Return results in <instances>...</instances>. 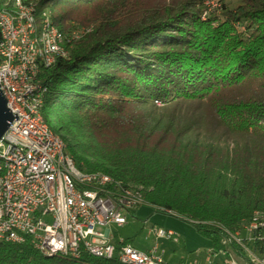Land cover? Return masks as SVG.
I'll list each match as a JSON object with an SVG mask.
<instances>
[{"label": "trees", "instance_id": "obj_1", "mask_svg": "<svg viewBox=\"0 0 264 264\" xmlns=\"http://www.w3.org/2000/svg\"><path fill=\"white\" fill-rule=\"evenodd\" d=\"M223 1L202 19L204 0H37L62 32L88 29L38 79L41 116L78 169L227 257L223 228L264 216V0ZM0 264L122 263L0 242Z\"/></svg>", "mask_w": 264, "mask_h": 264}, {"label": "built area", "instance_id": "obj_2", "mask_svg": "<svg viewBox=\"0 0 264 264\" xmlns=\"http://www.w3.org/2000/svg\"><path fill=\"white\" fill-rule=\"evenodd\" d=\"M217 3L205 2L203 19L219 7ZM25 18L23 6L11 4V0L0 3V80L7 81V88H0V92L13 114L0 138V153L11 159L5 176L0 177V239L33 242L44 250L84 252V248H92L141 264H168L159 254L157 243L148 251L122 244V239L117 240L120 244L113 243L115 234L110 226H123L129 211L141 205L142 196L130 199L129 192L118 191L113 183L76 169L65 161L45 132L35 108L36 97L28 94L27 78L31 77L22 73ZM19 100L29 102L32 115H22ZM6 224H14V231H6ZM223 232L222 243L227 245L230 257L210 247L207 261L219 253L224 257L223 264H264V224L248 219L241 223V229L223 228ZM149 233L155 238L175 234L158 227L150 228Z\"/></svg>", "mask_w": 264, "mask_h": 264}, {"label": "bare ground", "instance_id": "obj_3", "mask_svg": "<svg viewBox=\"0 0 264 264\" xmlns=\"http://www.w3.org/2000/svg\"><path fill=\"white\" fill-rule=\"evenodd\" d=\"M4 1L6 0H0V3H4ZM217 1L218 0H216V2L210 0L207 2L217 3ZM11 4L23 6V13H26L25 26L24 28H22V41L24 46L21 47V57L24 61V65H22V73H24V75H30L31 77L27 78V85H29L28 94H30L31 97H36L35 108H37V115L41 124H43L45 128V132L49 137H51L52 141L56 143L58 151L62 153L65 161L71 164L73 167H76L71 156L64 152L61 139L53 132H51L41 116L40 109L43 104V99L47 88L43 84H41L38 76L43 67H48L53 64L51 63V61L55 62L58 58H67L69 56L71 43L75 38H77V36L75 37V34L64 33L59 30L52 20L50 10L48 8L40 10L38 8L37 0H11ZM34 82H36V84H34ZM0 88H7L6 80H0ZM18 108H21L22 115H32V108L30 107L28 101L19 100ZM6 166H11V159L7 158L5 153H0V177L5 176ZM76 169L78 168L76 167ZM84 172L93 173V178L113 183L115 189H117L118 191L129 192L130 199H139V196H141L140 192L137 190H133L130 188H121L118 185L117 181H114L110 176L104 173L98 171ZM141 204H144L142 201V197ZM250 219L255 220V223L264 224V216H262L259 212H255ZM245 222H248V219L241 221L237 226V229H241V223ZM6 231H14V224H6ZM0 233H3L2 224H0ZM0 242H5V239H0ZM13 243H28L47 257L59 254L72 258H78L80 255L85 253L90 256L103 259L114 258L122 264H141L135 259L121 257L120 254L102 253V251L92 248H84V252L73 249L44 250L42 247H38L37 244L33 242L14 241Z\"/></svg>", "mask_w": 264, "mask_h": 264}, {"label": "rangeland", "instance_id": "obj_4", "mask_svg": "<svg viewBox=\"0 0 264 264\" xmlns=\"http://www.w3.org/2000/svg\"><path fill=\"white\" fill-rule=\"evenodd\" d=\"M210 0H204L205 2ZM216 2V0H212ZM219 7H215L214 11L212 13H219L222 10V5L224 3L223 0L217 1ZM226 2H230V6H235L238 3V0H226ZM205 6V5H204ZM206 7V6H205ZM202 17V16H201ZM203 19V18H202ZM83 32H82V31ZM88 29L84 26H77L74 29H71L68 33L76 34L77 38L74 39V41L81 38V36L87 31ZM77 31V32H76ZM81 31V33H80ZM78 33V34H77ZM79 36V37H78ZM157 213V212H156ZM160 214V213H158ZM163 215V214H161ZM154 222L146 221L144 222V219L139 216H131L130 214H127V222L121 226L116 227L114 225H111L110 228L112 230V233L115 234V239L119 240H126L130 239L132 242V245L141 251H147V248L152 246L153 244H158V252L162 256L163 260H167L170 262H173L177 259V256L182 254L184 257L187 256V259L191 261V263L196 262V264H221L224 261V257L221 254H216L211 256V259L207 261L206 259V253L205 248L201 249L200 252L197 253H187L186 251H183V244L182 242L178 241L175 237L172 238H155L153 234L149 233V228L154 226L158 227L159 225L153 224ZM240 224V223H239ZM189 227L191 225L188 224ZM103 229V228H101ZM162 250L164 252L162 253ZM185 252V253H183ZM230 253V252H229ZM228 253V257H230L231 253Z\"/></svg>", "mask_w": 264, "mask_h": 264}, {"label": "crops", "instance_id": "obj_5", "mask_svg": "<svg viewBox=\"0 0 264 264\" xmlns=\"http://www.w3.org/2000/svg\"><path fill=\"white\" fill-rule=\"evenodd\" d=\"M135 216L143 218L145 223L147 220H151V222H154L153 224L159 225L158 228L172 230L175 233L172 237H175L178 241L182 242L184 248L183 251H186L188 254L200 252L202 248H205L204 250L206 253V251L211 247L210 240L201 237L192 227H189L187 223L182 222L177 218L164 214H158L145 205H141L136 209ZM150 228H154V226ZM151 247L152 246L147 248V251ZM163 252L164 250H162V253ZM164 261L168 264H178L179 262H182V264H196V262L191 263V261L187 259V256L184 257L182 254L178 255L177 259L173 262L165 259Z\"/></svg>", "mask_w": 264, "mask_h": 264}, {"label": "water", "instance_id": "obj_6", "mask_svg": "<svg viewBox=\"0 0 264 264\" xmlns=\"http://www.w3.org/2000/svg\"><path fill=\"white\" fill-rule=\"evenodd\" d=\"M12 119L13 114L7 106V101L4 95L0 92V138L7 130Z\"/></svg>", "mask_w": 264, "mask_h": 264}]
</instances>
